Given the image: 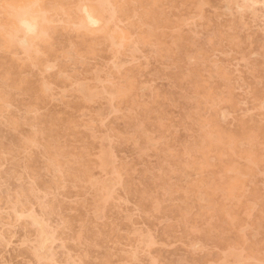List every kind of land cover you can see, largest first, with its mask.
Here are the masks:
<instances>
[{
    "label": "rangeland",
    "instance_id": "rangeland-1",
    "mask_svg": "<svg viewBox=\"0 0 264 264\" xmlns=\"http://www.w3.org/2000/svg\"><path fill=\"white\" fill-rule=\"evenodd\" d=\"M263 1L0 0V264H264Z\"/></svg>",
    "mask_w": 264,
    "mask_h": 264
},
{
    "label": "bare ground",
    "instance_id": "bare-ground-1",
    "mask_svg": "<svg viewBox=\"0 0 264 264\" xmlns=\"http://www.w3.org/2000/svg\"><path fill=\"white\" fill-rule=\"evenodd\" d=\"M264 2V1H263ZM257 3V2H256ZM90 5V4H89ZM88 5V6H89ZM86 6V5H85ZM90 6H92V4L90 5ZM94 6V5H93ZM84 6H82V8H80V9H84L83 8ZM3 11V10H2ZM17 11H20V10H17ZM83 10H81V12H82ZM23 12V11H22ZM79 12H80V10H79ZM28 14V13H27ZM97 14V13H96ZM36 15V14H35ZM35 15H33V16H29V15H27V16H25V15H23L22 17H19V24L21 25V28H25V29H27L28 31H29V33H31V32H33V30L35 29V30H37V28H35V25H36V23H35V21L36 20H34L33 18H35L36 16ZM40 15H42V14H40ZM84 16H85V18H86V20H87V22L89 21H92L93 20V17H94V13H93V11H91V10H86L85 11V14H83ZM25 16V17H24ZM38 16V15H37ZM33 17V18H32ZM40 17V16H39ZM41 18H43V16L41 17ZM36 19H39V18H36ZM97 19V18H96ZM40 20V19H39ZM18 23V22H17ZM44 22H42V24H43ZM46 23V22H45ZM89 24V23H88ZM103 24V23H102ZM90 25V24H89ZM92 25V24H91ZM90 25V26H91ZM23 26V27H22ZM37 26V25H36ZM94 25H92V27H93ZM93 28H96V27H93ZM31 31V32H30ZM35 32V31H34ZM98 32V31H97ZM25 34H27V31L25 32ZM30 35V34H29ZM32 35V34H31ZM33 35H35V34H33ZM27 36H28V34H27ZM35 37V36H34ZM19 43V42H18ZM21 43H19V45H20ZM22 46H23V44H21ZM24 48H25V46H24ZM36 224H38V223H36Z\"/></svg>",
    "mask_w": 264,
    "mask_h": 264
}]
</instances>
